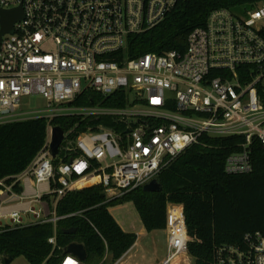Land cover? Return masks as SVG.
Instances as JSON below:
<instances>
[{
  "label": "built area",
  "instance_id": "1",
  "mask_svg": "<svg viewBox=\"0 0 264 264\" xmlns=\"http://www.w3.org/2000/svg\"><path fill=\"white\" fill-rule=\"evenodd\" d=\"M187 1L0 0V33L3 13L23 14L0 44V126L48 121L35 161L19 176L0 180V234L26 225L22 213L35 224L56 225L58 201L77 190L103 186L107 202L123 198L159 179L188 149L206 147L203 138H242L225 172L253 173L252 143L264 145V0L213 11L188 36L183 54L124 56L130 37L159 27ZM89 93L104 100L126 95V106L74 105ZM36 95L47 101L45 116L22 110ZM72 117L78 122L63 130L55 167L52 123ZM48 195L51 204H43ZM29 200L41 205L39 211L30 204L6 209ZM166 219L164 264H179L190 258L193 242L183 207L169 205ZM48 241L56 248L55 235ZM215 254L213 264H264V234L247 233L242 246L222 245ZM60 264L83 263L63 254Z\"/></svg>",
  "mask_w": 264,
  "mask_h": 264
},
{
  "label": "trees",
  "instance_id": "2",
  "mask_svg": "<svg viewBox=\"0 0 264 264\" xmlns=\"http://www.w3.org/2000/svg\"><path fill=\"white\" fill-rule=\"evenodd\" d=\"M258 0H189L181 3L154 30L130 37L125 57L139 58L151 53H185L188 36L204 27L213 11L237 10ZM118 96V100L115 99ZM104 100L89 93L74 105L124 108L126 95ZM91 97L93 100L90 101ZM78 118H57L53 126L67 131ZM105 125L111 124L109 121ZM46 119L20 121L0 126V180L19 176L35 161L47 140ZM85 123L81 125L82 130ZM114 126V125H113ZM206 147L193 146L166 169L159 181L162 192H144L139 188L123 198L106 201L103 186H92L67 194L57 203V224L24 225L0 234V261L24 258L28 264H60L64 250L83 243L88 261L83 264H114L136 244L134 233H125L110 214L111 207L131 201L146 232L165 231L170 204L184 209L189 236V253L195 264H213L215 250L222 245L242 246L245 234H264V145L254 141L251 147L253 173L231 176L225 172L228 157L241 152L242 138L210 140ZM56 167L59 159L53 161ZM53 187V184L52 186ZM19 194L21 188L16 187ZM51 204L52 196H44ZM76 229L75 234L66 231ZM56 236L57 246L49 244ZM109 259V260H107Z\"/></svg>",
  "mask_w": 264,
  "mask_h": 264
},
{
  "label": "rangeland",
  "instance_id": "3",
  "mask_svg": "<svg viewBox=\"0 0 264 264\" xmlns=\"http://www.w3.org/2000/svg\"><path fill=\"white\" fill-rule=\"evenodd\" d=\"M47 108V101L39 96H32L26 98L22 104V110L25 112H36L40 111V113L36 116H45L47 115L44 111ZM179 206L176 204H170V207ZM36 210H39V206H35ZM181 207V206H180ZM110 213H113L115 217L123 223V227L125 229H133L136 233H140L144 231V234H140L141 246L140 248H144L149 256L153 258V264H158L159 260L166 258L167 255V245H168V237L167 231H154V232H146L142 220H140L139 214L134 206V203L131 201L124 202V204L116 205L111 207L109 210ZM28 222H35L34 217H23V223L28 225ZM137 235V234H136ZM190 254V253H189ZM176 263L179 264H195V258L190 254L189 259H180ZM12 264H28L27 260L22 258H18Z\"/></svg>",
  "mask_w": 264,
  "mask_h": 264
},
{
  "label": "water",
  "instance_id": "4",
  "mask_svg": "<svg viewBox=\"0 0 264 264\" xmlns=\"http://www.w3.org/2000/svg\"><path fill=\"white\" fill-rule=\"evenodd\" d=\"M23 18V14L21 10H16V12H9V13H3V18H2V31L0 33V44L2 41V38L6 34H10L13 32V25L16 23V21L21 20ZM1 48V45H0ZM53 133V138H52V143L50 146V151L52 158L56 160L58 154H59V148L62 145L64 141V131L60 127H55L52 131ZM144 192H162L163 187L162 184L160 183L159 179H156L150 183H148L144 188ZM76 229L68 230L66 231L67 234L73 235L75 234ZM64 255H71L75 258H78L82 263H86L89 259L88 257V252L87 248L83 243H73L69 245L65 250H64ZM5 264H12V260H9L7 258L4 259ZM0 264H2V261H0Z\"/></svg>",
  "mask_w": 264,
  "mask_h": 264
},
{
  "label": "crops",
  "instance_id": "5",
  "mask_svg": "<svg viewBox=\"0 0 264 264\" xmlns=\"http://www.w3.org/2000/svg\"><path fill=\"white\" fill-rule=\"evenodd\" d=\"M26 204H30V206L34 207L35 209H36L35 206H39V209L41 208V205H38L37 203H35L34 200H29V201L13 202V203L9 204L8 207H6V209L7 210L21 211L22 209H24L27 206ZM43 204H46V202L43 201ZM37 211H39V210H37ZM110 214L113 216L115 221L118 222V224L120 225V227L122 228V230L125 233H127V234L134 233V234H137L138 237H140V234H144V231H141L140 233H136L135 230H133V229H130V228L125 229L123 227V223H121V221H119L113 213H110ZM24 216L28 217V219H29L32 215L22 213V218ZM28 223H29L28 225L35 224L34 222H28ZM139 241H140V238H138L136 244L130 249V251L128 253H126L121 260L117 261L114 264H153V258L148 255V253L146 252V250H144V248H140L141 242H139ZM166 251H168V245H167ZM167 257L168 256H166V258H164L162 260H159L158 264H164L166 262ZM107 260H109V259H107Z\"/></svg>",
  "mask_w": 264,
  "mask_h": 264
}]
</instances>
